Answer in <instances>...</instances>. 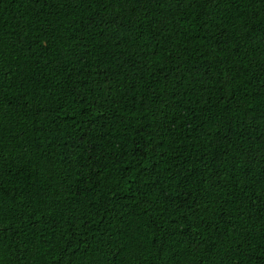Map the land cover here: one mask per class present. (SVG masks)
I'll return each mask as SVG.
<instances>
[{
    "label": "trees",
    "instance_id": "1",
    "mask_svg": "<svg viewBox=\"0 0 264 264\" xmlns=\"http://www.w3.org/2000/svg\"><path fill=\"white\" fill-rule=\"evenodd\" d=\"M0 264H264V0H0Z\"/></svg>",
    "mask_w": 264,
    "mask_h": 264
}]
</instances>
